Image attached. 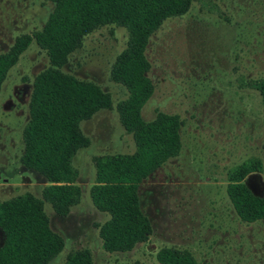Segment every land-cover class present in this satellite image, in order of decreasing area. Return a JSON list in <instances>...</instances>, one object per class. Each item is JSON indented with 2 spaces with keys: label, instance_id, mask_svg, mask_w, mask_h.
I'll return each mask as SVG.
<instances>
[{
  "label": "rangeland",
  "instance_id": "1",
  "mask_svg": "<svg viewBox=\"0 0 264 264\" xmlns=\"http://www.w3.org/2000/svg\"><path fill=\"white\" fill-rule=\"evenodd\" d=\"M52 9L50 0H0V54L20 36L40 31ZM127 42L125 29L100 28L84 38L62 69L96 84L110 96L112 109L81 124L89 144L72 160L79 203L65 217L44 204L51 230L64 243L49 264H65L69 254L82 249L90 251L93 264H159L162 248L187 251L198 264H264V220L240 221L226 194L229 171L259 160L262 172L245 182L264 197V104L250 86L264 78V0H196L187 14L165 21L149 38L145 56L154 92L141 115L146 122L157 113L178 116L181 151L139 186L141 208L152 226L148 240L128 253L109 254L99 238L109 216L94 208L89 191L94 158L135 151L116 112L128 93L110 78ZM48 66L45 51L33 41L2 85L0 202L26 193L41 198L48 185L22 163L32 86Z\"/></svg>",
  "mask_w": 264,
  "mask_h": 264
},
{
  "label": "trees",
  "instance_id": "2",
  "mask_svg": "<svg viewBox=\"0 0 264 264\" xmlns=\"http://www.w3.org/2000/svg\"><path fill=\"white\" fill-rule=\"evenodd\" d=\"M53 9L42 29L15 40L0 54V91L8 72L34 41L45 51L49 66L35 79L29 102V121L23 132L22 163L46 182L41 198L30 193L0 202V264H49L64 246L50 228L44 204L65 217L79 203L81 189L72 166L76 153L87 148L81 124L96 113L112 109L110 96L96 84L63 72L70 55L94 31L116 26L128 33L127 47L116 57L111 80L128 95L116 106L119 123L132 136L133 154L96 157L95 182L89 194L94 208L109 216L99 227L105 252L128 253L145 243L152 226L141 208L139 186L181 151V120L157 113L146 122L142 108L154 87L145 56L149 38L172 18L182 17L196 0H50ZM214 8V7H212ZM264 104V78L251 82ZM262 172L259 160H248L229 171L226 194L240 221L264 220V197L256 195L246 179ZM159 264H198L187 251L162 248ZM65 264H93L89 250L69 254Z\"/></svg>",
  "mask_w": 264,
  "mask_h": 264
}]
</instances>
